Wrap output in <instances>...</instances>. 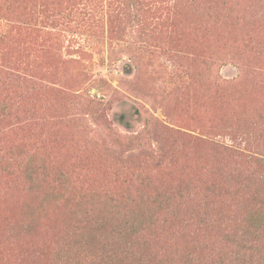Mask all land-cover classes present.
I'll return each instance as SVG.
<instances>
[{
	"label": "rangeland",
	"instance_id": "374dc122",
	"mask_svg": "<svg viewBox=\"0 0 264 264\" xmlns=\"http://www.w3.org/2000/svg\"><path fill=\"white\" fill-rule=\"evenodd\" d=\"M263 7L0 0V61L36 83L0 89V264H86L81 242H64L79 230L98 243L132 216L153 222L162 263L194 247L182 229L221 181L213 155L233 174L264 160L227 142L264 134ZM234 183L242 222L264 223V184Z\"/></svg>",
	"mask_w": 264,
	"mask_h": 264
},
{
	"label": "trees",
	"instance_id": "16d2710c",
	"mask_svg": "<svg viewBox=\"0 0 264 264\" xmlns=\"http://www.w3.org/2000/svg\"><path fill=\"white\" fill-rule=\"evenodd\" d=\"M134 3L137 4V0H134ZM229 8V1L222 3L221 10ZM216 17L217 21L232 20V15L228 14V11L226 15H216ZM252 23H258L259 31L261 23H264V7ZM246 24L249 22H245L244 25ZM251 25L255 28V25ZM249 43L250 40L247 45ZM0 69L2 76H0V89L6 91L7 85L12 86V83L36 86L34 76L24 68L0 61ZM7 104L11 106V102ZM7 109L9 108H3L2 113L15 117L16 113L11 112L10 109L5 112ZM233 139L236 138L227 141L232 147L243 144L245 149L249 150L252 147L254 153L258 152L259 155L264 156V134L258 136L256 144H251L248 139L242 138L241 142H235ZM213 145L217 151L223 148L227 152L235 153L231 147ZM213 159L214 167L223 171L221 181L214 187L216 191L205 192L204 202L194 211V216L186 217L187 225L182 229L185 238L191 239L196 244L194 247H189L187 253L181 249L172 250L171 262L172 264H264V223L257 220V227L248 228L247 224L242 222V219L247 218L245 211L238 212L242 202H236L231 197L234 180L237 178L244 182L243 187L247 189L250 185L245 184L246 182L258 180V183L264 184V160L251 156L245 171L233 174L222 159L214 155ZM209 193L215 195L208 196ZM249 215L252 219L250 212ZM83 222L91 229L100 225L91 217H87ZM148 225H153V222L149 221L147 224L145 218L138 219L132 216L130 221L112 223L109 231L98 243H91L90 234L79 230H75L76 232L64 243L80 241L77 248L71 249L76 255L82 251L80 253L86 264H164L158 255L160 246L158 248L155 246L159 242L156 237L151 236Z\"/></svg>",
	"mask_w": 264,
	"mask_h": 264
}]
</instances>
